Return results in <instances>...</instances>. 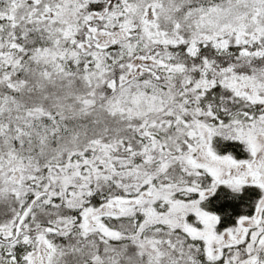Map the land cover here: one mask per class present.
<instances>
[{
    "label": "snow or ice",
    "instance_id": "1",
    "mask_svg": "<svg viewBox=\"0 0 264 264\" xmlns=\"http://www.w3.org/2000/svg\"><path fill=\"white\" fill-rule=\"evenodd\" d=\"M0 264H264V0H0Z\"/></svg>",
    "mask_w": 264,
    "mask_h": 264
}]
</instances>
